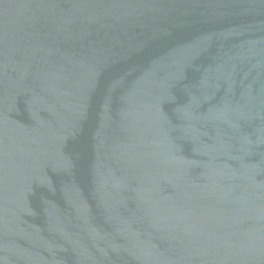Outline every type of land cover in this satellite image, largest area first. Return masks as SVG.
Wrapping results in <instances>:
<instances>
[{
	"label": "water",
	"instance_id": "1",
	"mask_svg": "<svg viewBox=\"0 0 264 264\" xmlns=\"http://www.w3.org/2000/svg\"><path fill=\"white\" fill-rule=\"evenodd\" d=\"M0 264H264V0H0Z\"/></svg>",
	"mask_w": 264,
	"mask_h": 264
}]
</instances>
